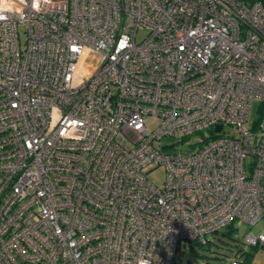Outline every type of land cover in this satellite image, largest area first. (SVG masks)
I'll return each mask as SVG.
<instances>
[{
    "label": "built area",
    "instance_id": "built-area-1",
    "mask_svg": "<svg viewBox=\"0 0 264 264\" xmlns=\"http://www.w3.org/2000/svg\"><path fill=\"white\" fill-rule=\"evenodd\" d=\"M236 221L264 222V0H0V264H173Z\"/></svg>",
    "mask_w": 264,
    "mask_h": 264
},
{
    "label": "rangeland",
    "instance_id": "rangeland-1",
    "mask_svg": "<svg viewBox=\"0 0 264 264\" xmlns=\"http://www.w3.org/2000/svg\"><path fill=\"white\" fill-rule=\"evenodd\" d=\"M146 30L144 28H140L137 31L136 39L140 40L143 37L146 36ZM259 102L257 100H253L251 102L250 110L248 113L247 120L245 121V126L247 128H251L255 120L257 119L259 115ZM159 119L156 117H149V121L147 122L146 126L149 130H153ZM226 133L230 134H236V130L230 126L225 125L223 128V132H221V135H225ZM202 139V137L198 134H193L186 138L183 142L179 144H171V141L169 138H162L160 140V144L169 145V149L171 151L177 152V153H184V152H191L196 148V144ZM142 173L145 175L147 180L156 185L157 187H162L165 176H166V170L163 165L161 164H148L147 166L142 168ZM235 228V231H233V237L236 239H239L240 242L237 246H232L230 249H217V247H214V252H218V250L225 256L227 259L226 262H223L222 264H229V261L231 258H233L236 255V251L238 249V246H241L242 248L246 249L247 251L251 252V255L249 256V259L246 264H264V246H256L252 250L251 247L247 246L244 242V237L248 232H253L255 234H258L262 227H264V222L259 221L255 225H248L243 222H234L231 226ZM221 231H224L225 228H221ZM208 238H212V235L209 234ZM192 246V247H191ZM198 252V255L194 258L193 254L194 252ZM214 252H211L209 250H204L202 248H199L197 244L194 242L190 244H186L185 246L182 245V243L179 245V248L176 252V262L180 264H218V260L213 258V255H215ZM220 255V254H218ZM237 259L243 260V256H237Z\"/></svg>",
    "mask_w": 264,
    "mask_h": 264
},
{
    "label": "trees",
    "instance_id": "trees-1",
    "mask_svg": "<svg viewBox=\"0 0 264 264\" xmlns=\"http://www.w3.org/2000/svg\"><path fill=\"white\" fill-rule=\"evenodd\" d=\"M212 136H215V135H211V137ZM232 225H233V223L229 224L227 226H224V228H225L224 231H221L220 230L221 228H220V229L212 232L211 233L212 238H208V236H207L204 243H199V242H194V243L197 244L199 246V248H202L204 250H209L211 252H214L213 251L214 247H217V249L220 250V249H230V247H232V246H237L238 243L240 242V240L233 237V231H235V228L231 227ZM244 242H245V240H244ZM191 243L192 242H182V245H184V246L186 244L191 245ZM245 244L247 246H249L246 242H245ZM249 247H251L250 249L252 250L256 246H249ZM178 248H177V250H178ZM219 250H218V252H214L215 255H213V258L218 260V262H217L218 264H222L223 262H226L227 259L225 258V256L223 254H221V252ZM176 252L173 256V264H180L179 262L178 263L176 262ZM193 252H194L193 256L195 258L196 255H198V252H195V251H193ZM218 254H220V255H218ZM239 255L243 256V260H241L242 264H246L248 259H249V256L251 255V252L247 251L246 249L242 248L241 246H238V249L236 251V255L233 258H237V256H239ZM230 261H229V264H230Z\"/></svg>",
    "mask_w": 264,
    "mask_h": 264
},
{
    "label": "water",
    "instance_id": "water-1",
    "mask_svg": "<svg viewBox=\"0 0 264 264\" xmlns=\"http://www.w3.org/2000/svg\"><path fill=\"white\" fill-rule=\"evenodd\" d=\"M220 129H221V126H220V125H217V126L214 128L215 131H219Z\"/></svg>",
    "mask_w": 264,
    "mask_h": 264
}]
</instances>
